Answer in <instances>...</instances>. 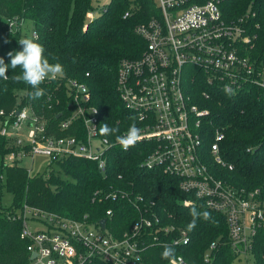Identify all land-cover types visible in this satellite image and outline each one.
<instances>
[{"label": "built area", "instance_id": "2783aa9c", "mask_svg": "<svg viewBox=\"0 0 264 264\" xmlns=\"http://www.w3.org/2000/svg\"><path fill=\"white\" fill-rule=\"evenodd\" d=\"M225 1L157 0L155 13L134 25V32L143 39L145 47L139 57L120 60L116 86L141 131L137 143L148 146L140 167L157 168L176 177L179 189L192 196L180 201L182 205L198 203L222 215L227 227L225 243L234 260L245 258L250 264L251 258L254 264L256 236H264V200L258 189L238 188L212 172L209 160L228 169H232V164L219 153V143L224 139L222 130L215 128L212 142L203 148L201 130L212 120L209 108L196 102L193 95L199 94L207 101L214 93L236 95L249 88H258L264 94V54L259 57L250 53L257 36L247 25L249 10L226 19ZM128 14L125 12L124 17ZM16 24L17 20L11 19L8 26L15 30ZM31 36L37 37V33L32 31ZM51 80L54 79L44 82ZM62 84L67 103L58 113V128L68 131L78 123L81 134L78 130L77 134L55 137L42 117L28 105L18 104L8 117L0 111V133L13 148L2 163L18 165L20 158L45 153L49 164L73 155L94 162L99 173L105 175L107 152L119 145L116 137L110 140L99 134V112L91 104L86 83L67 78ZM117 177L123 179L121 174ZM99 197L121 198L131 205L133 214L127 229L114 234L107 227L112 208L105 211L104 228L99 222L94 225L86 215L73 219L26 203L8 214L9 220L20 221L19 237L28 252L27 264H150L146 257L149 247H186L191 243L187 228L164 221V210L158 207L157 200L122 188ZM164 215L167 220L173 219L171 214ZM30 221L38 225L33 226ZM218 240L209 243L200 264H211ZM31 253H35L33 259L29 258ZM167 264L191 263L176 254L175 260Z\"/></svg>", "mask_w": 264, "mask_h": 264}, {"label": "trees", "instance_id": "16d2710c", "mask_svg": "<svg viewBox=\"0 0 264 264\" xmlns=\"http://www.w3.org/2000/svg\"><path fill=\"white\" fill-rule=\"evenodd\" d=\"M0 0V58L10 63L9 52L22 50L21 25L32 24L37 37L30 39L40 44L44 56L50 63H60L63 74L50 82H43L40 88L44 95L32 100L30 86L17 83L13 77L20 69H9L7 80L0 79V111L5 117L13 109L28 105L42 117L49 132L59 137L77 134L80 125H72L68 131L58 128L60 116L67 103L63 82L74 78L86 83L91 93V104L99 112V128L107 124L119 132L108 135L110 140L128 130L135 123L133 113L122 102L116 82L121 59L137 58L145 47L143 39L134 32V25L155 13L152 0ZM226 19H234L249 10L247 25L255 33L252 56L264 54V0H227L223 3ZM125 12H129L124 17ZM251 13H254L251 15ZM17 20V28L10 29L9 20ZM88 73V75H86ZM23 92V93H22ZM196 102L210 110L212 124L201 130L203 148L212 142L215 128L223 131L224 139L219 143V153L232 169L209 164L212 172L228 183L245 189H258L264 200V94L258 88H249L236 95L214 93L204 101L194 93ZM50 98V99H48ZM81 134V130L79 131ZM9 139L0 133V155L12 150ZM146 146L136 143L123 150L114 145L107 152V171L101 175L94 162L68 155L49 163L43 174H29L27 168L13 164H0V200L3 187L12 194L9 207L0 205V264H27L28 252L25 242L19 237V220H9L7 215L26 203L32 208L51 211L64 217L81 219L84 215L96 225L105 217L108 208L113 209L107 227L118 234L130 225L133 214L131 205L124 199L100 198L112 189H133L157 200L162 218L188 229L192 220L191 208L210 213V219L202 217L196 227L189 231L191 243L174 247L176 254H182L191 264H200V258L209 243L218 240V249L211 264H233L234 255L227 240V227L223 216L212 212L198 203L184 206L180 203L192 197L178 187L176 177L166 175L157 168L140 167L146 154ZM210 159V158H209ZM55 166L56 168H54ZM63 174L64 176H62ZM121 174L123 179H118ZM101 193H96V191ZM160 210V211H161ZM164 213L171 214L167 220ZM166 246H151L146 251L150 264H167L161 253ZM254 264H264V236L259 233L253 245Z\"/></svg>", "mask_w": 264, "mask_h": 264}, {"label": "clouds", "instance_id": "9594fccd", "mask_svg": "<svg viewBox=\"0 0 264 264\" xmlns=\"http://www.w3.org/2000/svg\"><path fill=\"white\" fill-rule=\"evenodd\" d=\"M18 43L22 46V50L8 53L10 63H5V60L0 58V79L7 80L9 78L7 75L9 69L12 72L20 69V73L15 75L13 79L17 83L22 82L30 86L34 90L29 94L30 98L37 100L44 95V91L40 88V85L46 79H55L62 75L63 66L60 63H50L44 56L43 47L33 39L21 38ZM118 132V128H110L107 124H102L99 128V134L102 136L114 135ZM140 137L141 131L133 123L124 135H116V142L123 150H127L129 147L134 146ZM190 215L192 216V220L188 225L189 231L196 227L197 220L201 217L205 220L211 218L210 213L206 211L201 213L194 206L191 208ZM161 256L165 260L174 261L176 258L175 248L166 246Z\"/></svg>", "mask_w": 264, "mask_h": 264}, {"label": "rangeland", "instance_id": "374dc122", "mask_svg": "<svg viewBox=\"0 0 264 264\" xmlns=\"http://www.w3.org/2000/svg\"><path fill=\"white\" fill-rule=\"evenodd\" d=\"M152 1L154 3L157 2V0H152ZM108 2H109V0H101L100 5H102V4L107 5ZM20 28H21V29H19L20 37L21 38H30V34H31L32 28H33L32 24L26 20L22 23ZM61 76L62 75H60L58 77H61ZM4 159H5V157H2V155H0V164H1L2 160H4ZM48 162H49V157L47 154L37 153V154H34L32 157L20 158L19 161L17 162V164L19 166L27 168L28 170H30V173L34 175V174H43L46 167H47ZM5 163H9V162H5ZM53 167L56 168L55 166H53ZM43 175H45V174H43ZM61 175L64 176L63 174H61ZM11 203H12V194L6 190V187H3L0 205L2 207H9L11 205ZM29 224H31L33 226L38 225V223H36L35 221H30ZM249 263L251 264V258H250ZM233 264H246L245 258L235 259L233 261Z\"/></svg>", "mask_w": 264, "mask_h": 264}, {"label": "water", "instance_id": "95a60500", "mask_svg": "<svg viewBox=\"0 0 264 264\" xmlns=\"http://www.w3.org/2000/svg\"><path fill=\"white\" fill-rule=\"evenodd\" d=\"M19 113V111L17 110L16 111V114H18ZM99 223H100V226H101V228H104L105 227V219L103 218V219H101L100 221H99ZM35 257V253H31L30 254V259H33Z\"/></svg>", "mask_w": 264, "mask_h": 264}, {"label": "crops", "instance_id": "0c3cea01", "mask_svg": "<svg viewBox=\"0 0 264 264\" xmlns=\"http://www.w3.org/2000/svg\"><path fill=\"white\" fill-rule=\"evenodd\" d=\"M27 170H28V169H27ZM28 172H29V174H31V173H30V170H28Z\"/></svg>", "mask_w": 264, "mask_h": 264}]
</instances>
